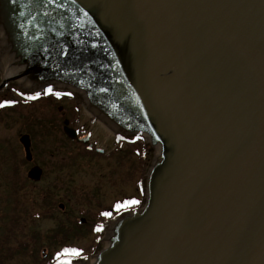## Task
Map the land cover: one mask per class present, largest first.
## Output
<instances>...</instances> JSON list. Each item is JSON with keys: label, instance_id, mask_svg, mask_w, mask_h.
<instances>
[{"label": "water", "instance_id": "1", "mask_svg": "<svg viewBox=\"0 0 264 264\" xmlns=\"http://www.w3.org/2000/svg\"><path fill=\"white\" fill-rule=\"evenodd\" d=\"M0 22L27 65L0 92L66 87L162 145L145 205L109 228L97 264H264V0H0Z\"/></svg>", "mask_w": 264, "mask_h": 264}, {"label": "rangeland", "instance_id": "2", "mask_svg": "<svg viewBox=\"0 0 264 264\" xmlns=\"http://www.w3.org/2000/svg\"><path fill=\"white\" fill-rule=\"evenodd\" d=\"M5 46L10 49L7 44ZM5 46L0 49V83L4 79L5 66L1 67L4 65L3 60L8 59L11 54H8ZM8 61H11L10 65L13 63V59ZM19 83L13 82L0 92V104L10 102L0 107V153L9 155V160L0 166V238L4 245L14 243L19 222L13 223L11 216L21 211L20 205L30 201L28 209L37 207L42 213V219L40 213L34 214L33 218L38 220L34 223V228L39 234L37 244L51 252L48 260L53 255L54 259L66 261L65 256L60 255L63 254L78 259H74L72 264H81L84 259L93 261L94 254L89 258H78L82 256V252L94 246L93 240L97 235L93 232V227L100 226L103 213L123 208H117V205L129 206V202L139 196L137 179L140 169L145 171L142 190L144 196H147V172L156 160V148L150 152L136 139L137 143L133 142L131 148L128 147L129 151H126L127 144L118 145L115 136L110 134L109 125L112 124L107 121V125L93 116L99 115L98 108L88 106L90 112L84 109V113L80 115L79 112L75 113V107L82 109L78 99L71 104L66 99L45 98V94L29 102V97L36 95L21 88ZM86 104L88 105L85 103V106ZM99 106L105 107L104 103ZM60 108L63 109L61 112ZM108 110L107 107L106 111ZM71 118L75 123L86 125L91 133V142L97 148L104 149V154L94 151L90 153L83 145L66 138L62 132L63 120ZM25 133L32 137V164L25 161L24 151L19 143L20 136ZM144 154L148 155V161L140 167L141 156ZM35 164L45 172V180L39 184L27 179L29 169ZM65 203H68L66 212L69 211L71 221L74 222L73 237L64 239L58 236L54 240L48 239V232L57 235L60 227L65 226L61 219L66 221L64 214L67 213L59 210V205ZM80 218L87 221L84 228L76 227ZM110 227L111 222L108 226L105 225V230L101 233L99 251L107 247L106 238ZM66 249H75L79 255L64 254ZM10 256L7 253L1 258H5L6 262L0 264H8ZM37 256L39 257V252ZM42 259L47 261L43 257ZM54 259L50 264H54Z\"/></svg>", "mask_w": 264, "mask_h": 264}, {"label": "flooded vegetation", "instance_id": "3", "mask_svg": "<svg viewBox=\"0 0 264 264\" xmlns=\"http://www.w3.org/2000/svg\"><path fill=\"white\" fill-rule=\"evenodd\" d=\"M60 91V92H57ZM56 93H61V95L57 96ZM67 93H71V95H67ZM49 97H54L56 100H68L71 102V104H73V101L75 99H78L80 106L82 107V109L79 107H75V113L79 112L80 115H82L84 113V109L88 110L90 112V109L88 108V105L85 103L86 99L85 97L81 94V93H76L70 89L67 88H57L54 92L46 94L45 98H49ZM83 99V100H82ZM83 102V105H82ZM75 103V102H74ZM63 109L60 108L59 111L61 112ZM96 119L99 120L98 115H93ZM68 121L69 124V128L74 129L78 132V136H85V135H90V130H87L86 125H80L78 123H75L73 118L69 119H64L63 120V127H62V132L65 135L64 129H65V122ZM96 121V120H95ZM110 129V134H113V136H115L116 140H117V144H121V142H126V141H135L137 138H140V135H136V134H128L127 132H123L122 130H119L117 128H109ZM29 136L30 138V142H31V161L27 160V155H26V151L25 148L23 146V144L21 143V138L23 136ZM66 136V135H65ZM143 136V135H142ZM66 138L70 141V142H76L77 141H71L67 136ZM144 141H145V146L147 148V150H149L150 152H153V146L151 145V143L149 142L148 138L146 136H143ZM137 143V141H135ZM19 143L22 146V149L24 151V159L27 163L32 164L34 161V156H33V142H32V137L29 134H23L20 136L19 138ZM90 143H92L90 141ZM80 145H83L82 143H78ZM93 144V149L92 151L96 152L97 150V146ZM85 148H87V145H83ZM148 151V152H149ZM149 152V153H150ZM9 160V155L5 154V153H0V166L4 165V161H8ZM144 161H148V155L144 154ZM11 167L13 168L12 163L10 162ZM37 165H33L31 166V168L29 169L28 173L30 172L31 169H33L34 167H36ZM14 171V170H13ZM28 173H27V179L34 184H39L41 182H43L45 180V172L43 170V175L40 179V181L38 182H34L31 179L28 178ZM29 202H24L23 205H20L21 211L18 213H14L13 219H11V221L13 223H15L16 221L19 222V227H18V232L14 235L15 239H14V243L10 244V245H4V241L1 240L0 238V262L5 263V258L1 259L2 257L6 256V254L8 253V256H10L9 258V263L8 264H50L51 260L53 259V255L51 260H48L49 257V253L50 250L48 248H41L38 244H37V240L39 238V234L36 232L35 228H34V223L38 222V220H35L34 214L35 213H40L41 214V219H42V213L40 212V209L37 207H34L32 209H28L29 208ZM68 203L64 204H60L59 205V210L63 211V213H67L64 214L66 216V221L61 219V223L65 224V226H62V228L60 227V229L57 231V235H53L51 234V232L47 233V238L54 240L56 239L58 236L63 237L64 239H70L73 237V232H74V222L71 221V217L72 215H69V211L66 212V209L68 206H66ZM15 216V217H14ZM100 218V217H99ZM103 218V216L101 217ZM100 218V219H101ZM68 220V221H67ZM81 218L78 220V223L80 222L81 224ZM41 221V220H40ZM86 224V223H85ZM84 224V225H85ZM104 225L108 226V224H104L99 226L98 228L100 229V232H104L105 227ZM65 227V228H63ZM37 252H39V257L37 256ZM65 256V255H64ZM42 257L47 260V261H43ZM66 261H61L58 260L56 261L54 264H72L73 260L75 258H69L66 257L65 258Z\"/></svg>", "mask_w": 264, "mask_h": 264}, {"label": "bare ground", "instance_id": "4", "mask_svg": "<svg viewBox=\"0 0 264 264\" xmlns=\"http://www.w3.org/2000/svg\"><path fill=\"white\" fill-rule=\"evenodd\" d=\"M0 30H2V31H0V49H1L3 47V45L4 46H5V44H7V46H9V45H8L7 40H6L7 37L5 36V34L3 32V28H2L1 25H0ZM6 48H7L8 54L9 53H11V54H10V56L8 55L9 56L8 59L4 58V60H3L4 61V65H2L1 67L5 66L4 77H8V76L9 77H14V76H17L20 73H22V71L27 67V65H21L18 68L15 67V66H12V64L10 65L9 63L11 61H8V60L15 58L17 55H16L15 51L12 50L13 49L12 44H11V49H9L8 47H6ZM1 53L2 52L0 51V55H1ZM16 82H20L19 84L21 85L20 87H22V88H28L29 86H31L33 84L32 81H31V78L30 79L26 78V79H24L22 81L20 80V81H16ZM156 151H157V157H158L156 159V162H157V164H159L163 160V155H162L163 148H162L161 144H159V143L156 144ZM113 232L114 231H111L108 234L107 238H106V240L108 241L107 248H110L114 244V240L112 239V237L114 236ZM97 262H98V259L94 258L93 261H89L86 264H97Z\"/></svg>", "mask_w": 264, "mask_h": 264}, {"label": "trees", "instance_id": "5", "mask_svg": "<svg viewBox=\"0 0 264 264\" xmlns=\"http://www.w3.org/2000/svg\"><path fill=\"white\" fill-rule=\"evenodd\" d=\"M139 140L142 142L143 145H145L143 138H140ZM131 145H132L131 142H127V147H126L127 149H126V151H129L128 150V147L131 148ZM141 161L142 162L140 163V167H143L142 163H145V161L143 159V156H141ZM144 172H145L144 169H140L139 170V173H138V179H137V186H138L137 190L139 192V196H137V198H134V201H139V203H135V204H132L131 203L127 207H123V208H121L119 210L113 211V213H111L110 216H108L107 218L104 217L105 219L110 220L111 218H114L116 216V214L123 213L126 210L138 209V208L143 207V205L145 203V196H144L143 190H142L143 189ZM102 220H104V219H102ZM102 220H101V222H103ZM76 227H78V228H84L85 226H81V224H79L77 222V226ZM75 232L78 233L77 230ZM100 236H101V233L99 232L97 234V236H95V238L93 240V245L94 246H92V247L88 248L86 251L82 252L81 253L82 256L89 257L90 255H93V254H95V253H97L99 251V248H100L99 238H100ZM57 259L58 258L54 259L52 263H54Z\"/></svg>", "mask_w": 264, "mask_h": 264}, {"label": "snow or ice", "instance_id": "6", "mask_svg": "<svg viewBox=\"0 0 264 264\" xmlns=\"http://www.w3.org/2000/svg\"><path fill=\"white\" fill-rule=\"evenodd\" d=\"M47 92L48 93H51L52 92V89L51 88H48L47 89ZM39 95V94H37ZM57 96L61 95V93H56ZM67 95H71V93H67ZM36 97H29V99H35ZM10 103L9 101H5V104H8ZM5 104H0V107H4ZM129 203H132V204H135V203H139V201H130ZM128 205L127 204H123V205H117V208H121V207H127ZM103 215L105 216H110L111 213L109 212H105L103 213ZM98 231L100 230L99 228L97 229ZM64 254H72V255H79V252L75 249H66L65 250V253Z\"/></svg>", "mask_w": 264, "mask_h": 264}]
</instances>
